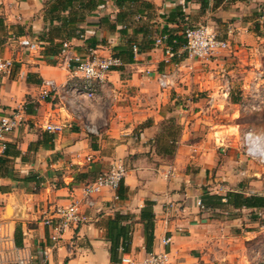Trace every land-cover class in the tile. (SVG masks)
I'll list each match as a JSON object with an SVG mask.
<instances>
[{
  "label": "crops",
  "instance_id": "crops-1",
  "mask_svg": "<svg viewBox=\"0 0 264 264\" xmlns=\"http://www.w3.org/2000/svg\"><path fill=\"white\" fill-rule=\"evenodd\" d=\"M55 1L0 5V58L13 62L11 74L0 77V120L13 112L25 119L5 138L0 160V212L6 218L13 209L18 257L29 264H115L128 241L127 253L166 252L173 264H246L248 249L264 241V207L245 203L264 199V167L245 156L242 140L226 130L230 124H213L194 138L191 115L204 111L181 103L206 91L212 108L230 107L225 59L197 63L193 73L183 69L184 78L171 90H162L157 77L190 63L184 50L188 27L208 26L241 54L260 48L264 0H120L119 6L101 0L79 24L80 36L64 40L55 31L61 22L50 15ZM69 15L67 7L60 17ZM170 36L185 38L173 58L166 56ZM25 38L39 48L27 53L20 44ZM64 42L74 56L95 50L123 62L94 99L80 98V108L58 95H41L44 80L79 81L70 80L75 63L68 68L60 56ZM233 91L231 84L230 96ZM49 123L62 131H47ZM117 163L127 169L120 188L102 192L101 211L85 208L90 221L53 242L45 214L81 200L82 187Z\"/></svg>",
  "mask_w": 264,
  "mask_h": 264
},
{
  "label": "built area",
  "instance_id": "built-area-1",
  "mask_svg": "<svg viewBox=\"0 0 264 264\" xmlns=\"http://www.w3.org/2000/svg\"><path fill=\"white\" fill-rule=\"evenodd\" d=\"M4 0H0L2 5ZM186 44L184 50L187 53V60L190 63L178 64L176 69L169 72L158 74L157 83L162 90H171L184 78L183 69H189L193 73L195 64H209L219 60L222 55L228 52L231 48L229 41L220 39L216 32L208 26L188 27L184 32ZM162 39L156 41L161 44ZM21 46L31 53L39 48V44L29 38L22 39ZM137 52V47H134ZM60 56L63 58V63L72 68V63H75L74 76L70 80L79 78L77 82L60 85L55 80H44L42 83L41 95L44 99L58 95L65 103L71 105L72 101L76 106H80V98L94 99L99 87L106 86L109 74L122 67L123 62L119 57L114 55L103 56L95 50H90L87 57L74 56L71 52L70 43L64 42ZM166 56L173 58L175 52L172 48L166 49ZM13 69V62L0 58V77L2 75H10ZM192 78V75L189 76ZM225 99H230L231 83L226 80L224 83ZM68 95L73 96L71 99H66ZM209 104L213 107L214 99L209 98ZM25 123L24 114L22 112H13L0 120V160L5 152V138L8 134L19 129ZM46 130L52 133H59L63 127L60 124H48ZM87 130L96 132L94 128L87 126ZM259 138L253 137L252 134L246 136L247 150L246 155L264 165V147L260 150L258 145ZM262 149V148H261ZM223 153L225 150L223 148ZM127 174V169L123 163H117L110 170L99 175L93 182L87 183L82 187V199H73L69 206H54L51 213H46L43 224L50 228V238L53 242H60L66 232L90 221L84 209H94L100 212L97 208V197L105 190L116 192ZM198 205L203 207V204L198 201ZM165 243H169L166 240ZM13 245V237L11 235L10 219L4 218L0 212V264H29L30 259L24 260L18 257ZM115 264H173L169 254L164 253H147L143 257H138L129 253H123L120 261Z\"/></svg>",
  "mask_w": 264,
  "mask_h": 264
},
{
  "label": "rangeland",
  "instance_id": "rangeland-1",
  "mask_svg": "<svg viewBox=\"0 0 264 264\" xmlns=\"http://www.w3.org/2000/svg\"><path fill=\"white\" fill-rule=\"evenodd\" d=\"M230 44V50L224 53L221 58L226 60H223L224 71L222 74L226 75L225 80L230 81L234 86L233 94L229 100L233 104L230 107H225L226 104L223 103L224 105L220 108L216 106L212 108L206 91L196 92L198 93L197 97L195 95L187 100L182 99L181 103L183 105L192 104L189 108L193 106V111H204L201 115H191L189 127L194 138H196L195 136L200 138L207 134L213 124H230L231 127L228 129L222 127V130L226 129L230 135H235L241 139L243 153L249 160H252L245 153L248 148L246 136L248 134H252L253 137L257 136L259 138L257 146L259 148L264 147V44L246 55L241 54L234 44ZM236 51L241 55L234 56ZM240 57L245 59L240 60ZM197 104H201V106ZM197 121L200 127L196 129L193 123ZM218 129L219 127L215 128V130ZM254 162L258 163L257 161ZM259 165L264 167L262 164ZM11 217V214H7L6 218L10 219ZM250 249L247 251L248 261L246 264H264V241L256 244L251 251Z\"/></svg>",
  "mask_w": 264,
  "mask_h": 264
},
{
  "label": "trees",
  "instance_id": "trees-1",
  "mask_svg": "<svg viewBox=\"0 0 264 264\" xmlns=\"http://www.w3.org/2000/svg\"><path fill=\"white\" fill-rule=\"evenodd\" d=\"M75 2L79 3V6L76 11H72ZM101 2V0H56L55 4L51 8L50 15L52 16V21H55L58 19L61 22V27H56L55 31H60L58 34L61 39H71L73 37H79L80 34L83 32L79 28V24L84 23L86 21V16L91 14ZM116 4L119 6L121 5L120 0H116ZM69 7L70 15L60 17V14L62 11H65V9ZM72 12V13H71ZM57 13L58 15H53ZM62 29V30H61ZM184 37L182 36H170L168 40V45H172V49H176V46L183 43ZM186 43V40L184 42V45ZM56 52V51H55ZM115 57H118L117 55H114ZM120 58V57H119ZM121 59V58H120ZM232 96V95H231ZM230 96V98H231ZM264 199H254V201H245L247 207H264ZM253 202V203H252ZM252 204H255V206H252ZM257 204V205H256ZM125 243H128L126 241ZM123 244V253H127V246L128 244Z\"/></svg>",
  "mask_w": 264,
  "mask_h": 264
},
{
  "label": "bare ground",
  "instance_id": "bare-ground-1",
  "mask_svg": "<svg viewBox=\"0 0 264 264\" xmlns=\"http://www.w3.org/2000/svg\"><path fill=\"white\" fill-rule=\"evenodd\" d=\"M260 148H261V147H260ZM260 148H259V149H260ZM260 150H263V147H262V149H260ZM7 213L13 215V209H12L11 206L8 208V212H7Z\"/></svg>",
  "mask_w": 264,
  "mask_h": 264
}]
</instances>
